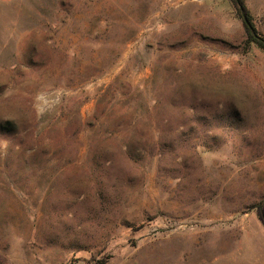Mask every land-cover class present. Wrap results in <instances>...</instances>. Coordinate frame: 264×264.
<instances>
[{
  "label": "rangeland",
  "instance_id": "rangeland-1",
  "mask_svg": "<svg viewBox=\"0 0 264 264\" xmlns=\"http://www.w3.org/2000/svg\"><path fill=\"white\" fill-rule=\"evenodd\" d=\"M245 40L231 0H0V264H264ZM61 86L41 126L34 95Z\"/></svg>",
  "mask_w": 264,
  "mask_h": 264
},
{
  "label": "clouds",
  "instance_id": "clouds-1",
  "mask_svg": "<svg viewBox=\"0 0 264 264\" xmlns=\"http://www.w3.org/2000/svg\"><path fill=\"white\" fill-rule=\"evenodd\" d=\"M73 95V90L66 86L45 88L37 91L33 98V111L41 126L47 123L48 118L55 111L70 99ZM8 140L0 138V146L6 150Z\"/></svg>",
  "mask_w": 264,
  "mask_h": 264
},
{
  "label": "trees",
  "instance_id": "trees-1",
  "mask_svg": "<svg viewBox=\"0 0 264 264\" xmlns=\"http://www.w3.org/2000/svg\"><path fill=\"white\" fill-rule=\"evenodd\" d=\"M231 1H232L233 5L235 7L237 15L241 18L240 11H239V8H238L236 0H231ZM239 2L242 5L243 10H244L249 22L251 23L255 34H256V35H253V33L250 31V29L245 25V23L242 20V24H243V27H244V30H245V33H246L245 43L247 45H249V46L253 44L256 47H258V48H260L261 50L264 51V36L261 35L258 32V30L256 29V27L254 26V23L252 22V16L250 15L248 9L245 7L243 0H239Z\"/></svg>",
  "mask_w": 264,
  "mask_h": 264
},
{
  "label": "water",
  "instance_id": "water-1",
  "mask_svg": "<svg viewBox=\"0 0 264 264\" xmlns=\"http://www.w3.org/2000/svg\"><path fill=\"white\" fill-rule=\"evenodd\" d=\"M236 2H237V5H238L239 11H240V15H241V18H242L243 22L250 29V31L253 33V35H256L254 30H253V27H252L251 23L249 22L246 14H245V12L243 10L242 5L239 2V0H236Z\"/></svg>",
  "mask_w": 264,
  "mask_h": 264
}]
</instances>
